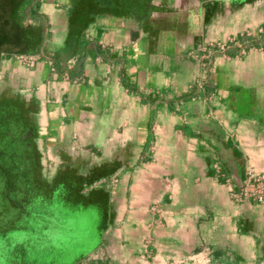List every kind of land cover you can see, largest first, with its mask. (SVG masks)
Returning a JSON list of instances; mask_svg holds the SVG:
<instances>
[{
	"label": "crops",
	"instance_id": "1",
	"mask_svg": "<svg viewBox=\"0 0 264 264\" xmlns=\"http://www.w3.org/2000/svg\"><path fill=\"white\" fill-rule=\"evenodd\" d=\"M0 103L92 187L68 264H264V0H0Z\"/></svg>",
	"mask_w": 264,
	"mask_h": 264
},
{
	"label": "rangeland",
	"instance_id": "2",
	"mask_svg": "<svg viewBox=\"0 0 264 264\" xmlns=\"http://www.w3.org/2000/svg\"><path fill=\"white\" fill-rule=\"evenodd\" d=\"M5 110L0 103V264H68L99 240L87 232L89 216L81 215L79 195L92 187L62 185L54 192V185H41L28 166L29 138L18 130L22 117L14 114L13 133H3L9 128ZM81 174L73 178H86ZM245 183L237 191L240 200H247Z\"/></svg>",
	"mask_w": 264,
	"mask_h": 264
},
{
	"label": "bare ground",
	"instance_id": "3",
	"mask_svg": "<svg viewBox=\"0 0 264 264\" xmlns=\"http://www.w3.org/2000/svg\"><path fill=\"white\" fill-rule=\"evenodd\" d=\"M242 196L251 201L264 200V180L248 172L245 183V190Z\"/></svg>",
	"mask_w": 264,
	"mask_h": 264
},
{
	"label": "trees",
	"instance_id": "4",
	"mask_svg": "<svg viewBox=\"0 0 264 264\" xmlns=\"http://www.w3.org/2000/svg\"><path fill=\"white\" fill-rule=\"evenodd\" d=\"M25 147L27 148V144L25 145ZM28 156H29V155H28ZM64 177H65V176H64ZM64 177H60V178L62 179V178H64ZM96 177H97V175H96ZM61 179H60L59 181H55L54 184H47V185H52V186L54 185L55 188H56V190H55L54 192H56V191H57V192H60V191L62 190L61 186H62V185H65V183H64L63 180H61ZM73 179H76V178H73ZM74 182H75V181H74ZM74 182L69 183L68 185L76 186ZM41 185H43V184H41ZM45 185H46V184H45ZM84 185H85V184H84ZM86 185H90V184L87 183ZM43 186H44V185H43ZM77 187H78V186H77ZM43 188H44V187H43ZM91 190H92V189H91ZM62 191H63V190H62ZM89 193H90V192H89ZM81 215H82V214H81ZM88 216H89V215H88ZM88 218H89V219H88V222H87L88 224H87V226H86L87 232H88L89 229H90L89 227L92 225V217L89 216ZM90 231H91V230H90ZM88 233H89V232H88ZM88 233H87V234H88ZM89 234H90V233H89ZM89 234H88V235H89ZM94 236H96V235H94ZM93 238H98V239H99V236L97 235L96 237H93ZM96 241H97V240H96Z\"/></svg>",
	"mask_w": 264,
	"mask_h": 264
}]
</instances>
